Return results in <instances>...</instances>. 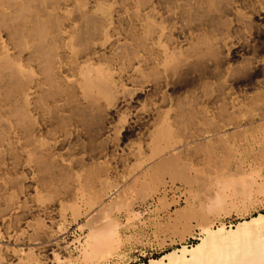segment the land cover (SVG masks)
Returning <instances> with one entry per match:
<instances>
[{
	"label": "bare ground",
	"instance_id": "bare-ground-1",
	"mask_svg": "<svg viewBox=\"0 0 264 264\" xmlns=\"http://www.w3.org/2000/svg\"><path fill=\"white\" fill-rule=\"evenodd\" d=\"M241 111H257L264 124V0H0V223L7 234L2 257L12 264L14 254L29 245L31 256L32 247L40 252L36 264H75L62 254L61 241L46 240L43 207L37 225L28 219L32 196L65 191L62 208L70 204L80 217L82 204L87 227L101 219L106 225L90 227L82 259L109 264L118 257L114 264H120V225L108 216L117 200L106 193L118 184L112 172L133 171L125 187L144 198L158 191L157 181L166 187L162 173L189 186V164H182L188 153L181 150L189 143L177 142L193 141L198 153H212L211 141H229L256 124L253 115L247 125L237 123ZM22 162L28 185L9 174ZM242 176L238 184L233 177L224 187L220 182L222 192L249 197L255 181ZM218 192L206 203L208 213L228 205L227 194ZM29 228L34 236H27ZM201 230L198 244L142 264H264L263 213ZM13 237L19 242L11 244Z\"/></svg>",
	"mask_w": 264,
	"mask_h": 264
},
{
	"label": "rangeland",
	"instance_id": "rangeland-1",
	"mask_svg": "<svg viewBox=\"0 0 264 264\" xmlns=\"http://www.w3.org/2000/svg\"><path fill=\"white\" fill-rule=\"evenodd\" d=\"M240 113H241L239 115L240 118H239V116H236L239 113L235 115L236 118L238 117L237 119L239 120V122H237V119H235L237 123L245 126L248 124V121H247V119H249L248 115H251V116L253 115L254 117H251V118H255L256 124L258 123L257 124L258 126L254 123L253 125L249 124L248 126L241 128V131L238 132L237 135H235L233 138L231 136L228 138L229 141H225V142L224 141H220V142L215 141L214 143H213V141H211L210 147L214 151L212 153L210 150L207 152L208 154L198 153L196 150L197 144L193 143V141H178L177 142L176 145L179 144L178 145L179 147L185 145L187 142L190 145V146L188 145L187 147L181 148L182 151L186 150V151H184L185 154L188 153V154H186L185 158L183 157L184 161H182V164L185 163V161L187 160L186 163L189 164V169L191 170V171L190 170L186 171V175L188 176V178L189 179L193 178V180L190 179L189 186H188V184L181 182V181H175L174 182L171 178V175H172L171 172L162 173V175H160L159 178H160V180L164 181L163 183L166 182L165 183L166 187H164L165 185L161 186L160 181H157V184L159 187L158 191L153 192L149 196H147V198H144L139 193L133 192V190L130 191L129 189H127L125 187L126 184L128 183V180L131 179L133 177V175L135 174V173L133 174V171L129 170V168L126 169V171L124 169V172H122L124 174H122L120 172L121 170L123 171V169L121 167L120 171L114 172L115 171L114 170L112 172V174H111V175H113L112 178L115 176L114 174L119 175V176L118 175L116 176L117 180H119V182L115 179L116 177H114L112 179L113 185L115 183H118L119 186H118V184L114 185L113 186L114 188L112 187L111 189H108L106 193L108 196L115 194L114 197H117V200L115 201V203L117 205L114 203L115 205L112 206V208L110 210V214L108 216L109 217L111 216L110 219H113V221L117 222L118 225H120L119 226V234H120V238L122 241V245H121V248L119 251L120 255H122V260L120 261V264L148 263L150 259H158L162 255L169 253V252H172L175 249L181 248L184 245L189 246V247L194 246V245L199 243V238L201 237V231H202L201 229L205 225H209L213 229H217L221 225H225L226 227L235 226L240 221H243L245 219H249L250 217L258 215L259 213L264 214V193L263 194L261 193V195H260V192H259V194L256 193V192H258L259 186H261L260 183L264 184V124L259 123V120L257 118L258 117L257 111H250L248 113V115L246 114L247 112H245V111H241ZM219 124L221 126L224 125L221 123H219ZM222 127L226 128L225 125ZM247 130L249 133H247ZM254 132H255V134L256 133L257 134L255 135ZM182 142H184V143L186 142V143L182 144ZM120 143H123V141L122 142L120 141ZM126 143H124V144H126ZM189 148H191V149H189ZM193 151H195V152H193ZM189 152H191V153H189ZM189 154H190V156H189ZM228 156L230 157V159ZM196 158L198 161L196 160ZM261 159H263V160H261ZM210 160L213 161L214 163L211 162ZM232 160H233V162H231ZM115 161L117 163V159L115 160V158L114 159L111 158V164L112 163L115 164V165L112 164V166L117 167V164L115 163ZM196 161H197V163H196ZM216 161H218L219 163H217ZM238 161L239 162L241 161V165ZM22 163H23V167L21 166V168H23V169L18 168L17 171H15V170L12 171L13 174L12 173H9V174H10V176H12V179H16L17 181L18 180L22 181L23 184L27 183L26 185H28V176H27L28 171H24L27 169L28 166L26 165V163H24V162H22ZM198 163L200 165H198ZM193 164L195 165V167ZM25 165L27 167H25ZM216 165L219 166L218 167L219 169L217 168ZM220 165H221V167H220ZM118 166H120V165H118ZM224 166L227 168V170ZM228 167L230 170L228 169ZM119 169H120V167H119ZM207 170H209L210 172ZM218 170H220V171H218ZM188 171H190V172H188ZM238 171H240V173ZM129 172L132 173L133 175L131 174V176H128ZM194 172H195V174H194ZM216 172H217V174H216ZM252 172L253 173L256 172V173L253 174ZM241 173L243 176L240 175ZM251 173H252V175H251ZM225 174H226V176H225ZM228 174H230V175H228ZM120 175H122V177ZM123 175H124V177H123ZM189 175H191V176H189ZM198 175H199V177H197ZM222 175H223V177H222ZM237 176H239V178ZM241 176H242V179L243 178L248 179V181H251V179L252 180L254 179V181L257 182V183L254 182L255 184L254 183L252 184L253 181L251 182V186L249 187V189L251 188L250 191L252 192V194L249 195V197H242V198L239 196L230 197L231 193L228 190H224L223 192H225V194H227L226 196L228 197V198L226 197V203H228V205L226 204V209L220 210L217 213H213V212L208 213L207 210H205V207L207 206L206 203H209L214 198L213 196L216 195V193L219 191V189L220 190L224 189L223 185L226 184L227 181H229L228 179H230V181H231L232 180L231 178L233 177V180L237 179L235 182L238 184V183H240L239 179H241L240 178ZM245 176H247L248 178ZM206 177H207V179H206ZM199 178H200V180H199ZM223 178L226 180L224 181ZM222 181H224V182H222ZM220 182H221V184L223 183L222 184L223 187L219 184ZM240 185L241 184L236 185L234 183V186H236V187L237 186L239 187ZM252 187H253V189H252ZM125 189L127 191H125ZM116 190H120V191H116ZM216 190H217V192H216ZM222 190L219 192L223 194ZM46 195L47 196L51 195V196H49V198H48V197H46ZM46 195H45L44 199L40 198L38 200L36 198H34V196H32L31 201L28 205L29 207H31V208H29L31 210H29L28 213H31V214H28V216H29L28 219L30 221L32 220L31 221L32 225H37V224H34V222L38 223L41 220L40 217H38L39 215H42L40 213L41 210L44 209L45 212L47 211L49 214V215L47 214V218L49 216L51 218H49L50 220L48 221V219L46 217H44L45 218L44 225L47 221L46 226L44 227V232L46 233L45 234L46 240L48 239L50 241H53V244L55 243L57 245L61 241L60 247L62 248L61 249L63 252L62 254H64L65 257H67V255H68V257H70L71 261H73L75 264H86V262L82 259V256H80V255H82L81 254L82 244L85 243L88 234H90L91 232H94V231H90V229H91L90 227H93V225L92 226L90 225L89 227L86 226L87 220L85 219V215H84L86 207L84 208V206H82V204H80L82 207V208H80V213H81L80 217H75V215L73 213L74 211L72 210V208H69V206H68L70 204H66L64 206L65 210H63L64 207L62 208V206H61L62 205L61 201L63 202L65 200V198H67L65 200V202L68 200V195H66L65 191L59 193V195H57V194L54 195V193L49 194V195L46 194ZM64 195H66V197ZM250 196H251V198H250ZM51 197H53V199ZM59 197H62V198L65 197V198L63 200L61 198V200H60ZM230 198L233 200H230ZM248 198L251 200V202ZM57 199L60 200L59 204H55V202H57ZM105 199H107V196L105 197ZM163 199H164V201H163ZM33 200L35 202H33ZM44 200H46V201H44ZM59 200H58V202H59ZM248 200H249V202H248ZM47 201L49 202V204ZM230 201L233 202V203H231V205L234 206L233 207L234 209L230 205ZM40 202H42V203H40ZM44 202H46L47 205L46 204L44 205ZM108 202H109V200H108ZM36 203H37V205L40 204V205H38L39 210L43 207L40 211L38 210V206H36ZM50 204H52V205H50ZM34 205L36 207L35 209L33 208ZM57 205L58 206L60 205V207H58ZM235 205H236V208H235ZM203 206H204V208H203ZM126 207H127V209H126ZM48 208H50V209H48ZM55 208H56V211H55ZM121 208H122V210H121ZM201 208L203 209V211L201 210ZM34 210H36L37 213ZM50 211H51V213H54V214H51L52 216L50 215ZM181 212H183V215L182 214L180 215ZM131 213L136 214V215L138 214L137 216L139 218L137 217L133 220H130L132 218ZM129 214H130V219H129ZM57 216H59V217L56 218ZM60 217H61V219H60ZM56 219H58V220H56ZM101 220H100V223L99 222L97 223L98 225H95V224L94 225L95 226L103 225L105 222L103 223V221L101 222ZM92 222H95V221L93 220ZM107 222H109V223H107ZM107 222H106V224L110 225V221H107ZM49 223H50V225H49ZM89 223L91 224V222H89ZM82 225H85L84 228H80V226H82ZM87 225H89V224H87ZM108 225H107V227H108ZM52 226H53V228H52ZM95 226L92 229L99 228V227H95ZM105 226H100V229L102 230ZM110 226H112V225H110ZM3 228H4V226L0 223V242L1 243L7 242V238H6L7 234L5 231L3 232V230H4ZM33 229H31V228L28 229L30 231H28L26 233L27 236L29 235L31 237V234L34 236L35 231ZM95 231L98 232L97 229H95ZM48 234H49L50 238H49ZM11 235H13V234H11ZM17 238L18 237H13V239H11L13 242L10 240L11 244H16V242L18 243L19 241L17 240ZM55 239H57L58 241ZM54 240H55V242H54ZM30 244H32V246H33L35 244V242L32 241ZM11 246H13V245H11ZM32 248H33V252H34L32 254V256L29 253V245H28V247H25L22 250V252L16 254L17 256L14 254V256H13L14 258L12 257L14 259V260L12 259L14 263H12V264H17V263L18 264H23V263L24 264H36L35 260L37 258H35V257L38 256L39 251L37 248H34V247H32ZM3 249L4 248H2V250L0 252L1 257L6 256V253H5L6 250H4L5 251L4 252L5 255H4ZM35 249H37V250H35ZM51 253L52 252L50 251L49 254H51ZM28 254L30 257L27 259ZM7 255L11 256L12 254L10 255L9 253H7ZM18 255H19V257H18ZM1 257H0V261L2 260L1 263L2 264H5V263L8 264L6 261V258L4 260V258L3 257L1 258ZM16 257H18V258H16ZM50 257H51V259L53 258V256H50ZM117 258L114 257L112 259H109V261H108L109 264H114L115 262L119 261ZM16 259H17V261H16ZM18 259H19V261H18ZM20 259L22 262L20 261ZM33 260L35 262H33ZM30 261H32V262L30 263ZM87 264H93V263H87ZM100 264H103V263H100Z\"/></svg>",
	"mask_w": 264,
	"mask_h": 264
}]
</instances>
